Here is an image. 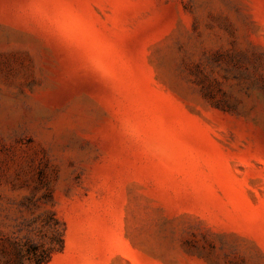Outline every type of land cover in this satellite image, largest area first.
Segmentation results:
<instances>
[{
	"label": "rangeland",
	"instance_id": "rangeland-1",
	"mask_svg": "<svg viewBox=\"0 0 264 264\" xmlns=\"http://www.w3.org/2000/svg\"><path fill=\"white\" fill-rule=\"evenodd\" d=\"M26 242L264 264V0H0V264Z\"/></svg>",
	"mask_w": 264,
	"mask_h": 264
},
{
	"label": "trees",
	"instance_id": "trees-1",
	"mask_svg": "<svg viewBox=\"0 0 264 264\" xmlns=\"http://www.w3.org/2000/svg\"><path fill=\"white\" fill-rule=\"evenodd\" d=\"M56 238V243L61 246L62 238L61 234L58 231L53 233ZM25 245V255L30 260V264H43L47 262L51 256L53 247H45L41 244H35L32 242H26Z\"/></svg>",
	"mask_w": 264,
	"mask_h": 264
}]
</instances>
